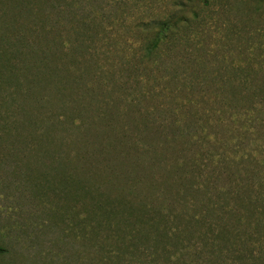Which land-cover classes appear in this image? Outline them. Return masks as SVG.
Masks as SVG:
<instances>
[{"label": "rangeland", "instance_id": "rangeland-1", "mask_svg": "<svg viewBox=\"0 0 264 264\" xmlns=\"http://www.w3.org/2000/svg\"><path fill=\"white\" fill-rule=\"evenodd\" d=\"M169 1L172 0H128L123 19L117 21L116 9L120 7H114L113 2L106 4L109 13L97 14L93 22L99 28L87 30L93 31L89 37L92 40L87 41L91 49H87L86 56L91 66L84 67L75 65L84 49H73V0H52L48 5L33 2L12 12L10 0H0V26L10 24L9 31L16 36L7 40L4 48L0 47V246L6 249L0 254V264H73V232L77 231L73 221V174L92 168L107 176V163L116 167L124 165L121 151L114 143H108L110 136L104 123L92 120L93 108L82 109L81 113L78 109L83 105L75 99V94L79 97L84 93L85 97L81 98L88 107L92 91L98 96L108 93L101 97L106 102L111 99L107 117H120L113 121L119 125L124 116V122L134 127L133 133L135 128L141 130L142 142L158 148L163 146V137L158 132H163L169 119L159 111L158 104L168 101L140 97L135 92L132 98L138 104L125 111L123 91L111 90L114 80L134 89L139 81L135 73H139L140 85L158 94L161 86L174 89L179 83L167 76L161 78L159 75L163 73L175 71L180 73L176 77L179 79L186 76L188 65L195 66L192 68L197 71L217 69L210 59L214 55L220 59L222 55L215 49L230 51L231 60L223 58V66L228 61L233 65L264 62V0H192L191 6L199 16L192 20L190 10L187 15L195 36L180 41L172 49L173 54H162L154 64L142 59L140 68L133 71L138 60L130 58L131 50L140 49L149 33L145 26L140 28L139 43L134 42V23L141 22V17L149 21L161 16L160 4ZM123 44L129 48L122 49ZM243 49L249 50L243 53ZM177 95L179 101L188 99L184 92ZM206 100L209 102L192 107L191 118L197 121V126L210 129L211 140L223 139L226 145L231 136L229 129H233L227 124L240 119L217 111L210 125L205 124L204 109L218 108L211 99ZM115 108L119 110L113 112ZM148 113L153 117L149 118ZM221 116L225 123L218 126L215 121ZM14 119L19 136L7 141L8 126ZM146 121L150 125L147 123L145 128ZM175 126L174 134L185 136L182 125ZM34 132L39 136L38 141ZM257 137L254 133L247 135L250 138L247 149H260L264 153V139ZM131 146L134 147L132 142L128 144ZM84 155L90 158L83 161ZM168 159L172 162L173 154ZM90 174L91 171L87 176ZM83 215L80 211V216ZM258 232L263 233L264 229ZM261 235H258L260 245L251 240L256 253L250 264H264V234Z\"/></svg>", "mask_w": 264, "mask_h": 264}, {"label": "trees", "instance_id": "trees-1", "mask_svg": "<svg viewBox=\"0 0 264 264\" xmlns=\"http://www.w3.org/2000/svg\"><path fill=\"white\" fill-rule=\"evenodd\" d=\"M127 1L73 0V49H84L76 66H91L86 58L87 49H91L87 41L92 40L89 37L99 28L93 24L95 16L109 13L106 4L113 2L114 7H120L116 9V21L123 19ZM33 2L48 5L52 0H10L11 12ZM191 2L172 0L161 5L162 2L161 16L149 21L141 17V22L134 23V42L139 43L140 28L145 26L149 33L140 49L131 50L130 58L138 60L133 71L140 68L142 59L154 64L162 54H173L172 49H176L180 41L195 36L190 20L196 19L199 13ZM146 12L143 10L144 14ZM10 26H0L1 49L7 40L16 38L9 31ZM126 48L129 47L123 44L122 49ZM248 50L243 49V53ZM215 51L222 55L220 59L217 55L210 59L217 64V69L197 71L192 68L195 66L188 65L186 76L180 80L176 78L180 73L175 71L159 75L176 79L179 83L174 89L161 86L158 94L146 91L140 85L139 73H135L139 81L134 89L117 80L110 85L113 92L116 88L123 91L120 96L125 100V111L138 104L132 98L135 92L140 93V97L168 101V104H158L159 111L169 116L163 132H158L163 137L162 147L142 142L141 130L135 128L133 133L131 128L134 127L124 122V116L119 120L121 125L113 123L120 117H107L111 99L107 103L101 97L108 93L98 96L91 90L93 97L90 96L88 107L81 98L85 94L79 97L75 94V99L83 105L78 109L81 113L82 109H96H92L91 118L104 123L105 132L110 136L108 143H114L121 151L124 167L107 163V176L92 168L84 173L76 171V176L73 174V221L77 228L73 232V264H250L255 252L251 240L260 245L259 236L264 234L258 232L264 229V153L260 149H247L250 144L247 135L254 133L258 134V139H264V62L233 65L228 61L223 66V58L231 60L230 51ZM178 92H184L188 99L179 101ZM206 99L218 104V108L204 109L205 124L210 125L217 111L240 119L227 124L233 129H229L231 136L226 145L223 139L211 140L210 129L197 126V121L191 118L194 116L191 110L200 102H209ZM124 109L121 108V112ZM115 110L119 109L113 112ZM152 115L147 114L149 118ZM13 121L8 126L7 141L19 136L14 127L16 119ZM147 123H144L145 128ZM177 123L182 125L185 136L172 131ZM224 123L222 116L215 121L218 126ZM26 126L31 128V125ZM34 133L38 141L39 136ZM180 136L183 140L177 139ZM252 140L255 141L256 136ZM130 142L133 148L128 147ZM172 154L174 160L170 162L168 157L172 158ZM88 158L84 155L82 159ZM90 171L91 176H87ZM80 211L84 213L82 217ZM5 250L0 246V254Z\"/></svg>", "mask_w": 264, "mask_h": 264}]
</instances>
